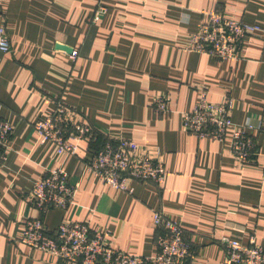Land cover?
I'll use <instances>...</instances> for the list:
<instances>
[{
  "label": "crops",
  "instance_id": "crops-1",
  "mask_svg": "<svg viewBox=\"0 0 264 264\" xmlns=\"http://www.w3.org/2000/svg\"><path fill=\"white\" fill-rule=\"evenodd\" d=\"M99 4L109 11L94 23ZM211 11L264 29V0L0 1V27L11 41L0 57V119L14 128L0 169V264H65L13 239L29 218H41L51 233L64 221L88 223L109 231L115 249L153 256V214L161 210L183 228L193 251L188 264H223L224 237L248 244L255 233L264 246V31L247 37L237 61L187 51L202 14ZM202 87L212 102L233 98L235 123L261 124L254 165L236 162L230 136L221 143L182 129L181 113L194 108ZM161 95L169 97L162 117L154 110ZM58 98L91 122L98 139L145 147L164 163V183L130 180L126 191L109 188L86 168L87 141L78 143L76 156L43 143L33 125ZM53 169L79 184L76 200L40 213L29 191Z\"/></svg>",
  "mask_w": 264,
  "mask_h": 264
},
{
  "label": "built area",
  "instance_id": "built-area-1",
  "mask_svg": "<svg viewBox=\"0 0 264 264\" xmlns=\"http://www.w3.org/2000/svg\"><path fill=\"white\" fill-rule=\"evenodd\" d=\"M1 1V0H0ZM108 8L99 4L93 16L98 23L108 14ZM258 25L225 17L218 11L202 14L198 31L191 35L185 49L206 54L217 60H239L244 41L250 35L263 32ZM11 51V41L6 27H0V57ZM78 53L72 52L75 59ZM234 100L227 95L221 102H212L205 87L199 89V99L191 111L181 113L182 129L198 139L225 143L230 136L229 153L236 162L246 167L254 165L262 152L257 144L256 132L261 124L249 119L239 125L232 119ZM154 110L161 117L169 113V97L161 95L154 102ZM33 128L43 143H53L59 154L77 155L81 141L89 145L98 141V133L91 122L81 117L73 108L58 98L54 111L39 119ZM13 125L0 119V169L11 152L10 140ZM86 168L109 188L128 190L127 183L135 180L162 185L168 175L164 163L152 157L147 149L131 139L106 142L91 151ZM79 184L73 183L69 173L62 169L48 170L29 191V201L40 213L56 208L65 210L75 203ZM153 225L160 233L156 239L157 253L139 256L117 250L112 245L109 231L91 229L88 223L62 222L51 235L41 218H29L19 236L14 237L29 247L49 253L65 264H187L192 257V247L186 240L183 228L167 218L163 211L153 214ZM224 251L223 264H264V246L256 234L248 244L239 239L224 237L220 240Z\"/></svg>",
  "mask_w": 264,
  "mask_h": 264
},
{
  "label": "trees",
  "instance_id": "trees-1",
  "mask_svg": "<svg viewBox=\"0 0 264 264\" xmlns=\"http://www.w3.org/2000/svg\"><path fill=\"white\" fill-rule=\"evenodd\" d=\"M217 60V59H216ZM218 61H220V60H218ZM107 142V140H102L100 137H99V139H98V141L97 142H95V143H91L90 145H89V150L90 151H94V150H98L99 148H101L105 143ZM235 159V158H234ZM256 159V158H255ZM250 166V165H249ZM139 182V181H138ZM49 231V230H48ZM55 232V231H54ZM54 232L53 233H51L50 231H49V233L51 234V235H54ZM160 233V231H158L157 232V236H158V234ZM187 264H188V262H187Z\"/></svg>",
  "mask_w": 264,
  "mask_h": 264
},
{
  "label": "water",
  "instance_id": "water-1",
  "mask_svg": "<svg viewBox=\"0 0 264 264\" xmlns=\"http://www.w3.org/2000/svg\"><path fill=\"white\" fill-rule=\"evenodd\" d=\"M57 47H58L59 49L66 50V51H68V52H70V53L73 52V49H70L69 47H66V46L57 45Z\"/></svg>",
  "mask_w": 264,
  "mask_h": 264
}]
</instances>
